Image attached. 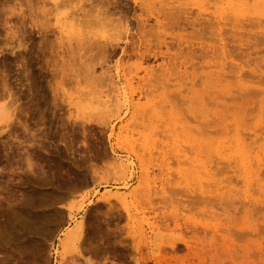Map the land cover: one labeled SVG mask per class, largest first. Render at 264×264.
<instances>
[{"label":"rangeland","instance_id":"obj_1","mask_svg":"<svg viewBox=\"0 0 264 264\" xmlns=\"http://www.w3.org/2000/svg\"><path fill=\"white\" fill-rule=\"evenodd\" d=\"M7 1L0 0V78L6 74L16 95L18 88H25L17 80V74L21 79L24 73L16 60L23 52L27 63L33 59L28 63L30 73L37 69L36 74L42 75L38 94L46 98L40 104L52 109L47 111L52 119L47 115V121L39 124L45 135L38 133L42 135L38 143L29 136L16 138L17 124L15 137H0V219H11L17 204H24L32 194L40 200L55 188L65 193L46 203L44 211L52 216V226L46 234L35 233V240L46 244L36 264H211L215 253L218 264H264V0H136L135 4L116 0L117 7H106L116 14L111 11L106 16H98L105 9L101 4L97 8L93 0H15L17 10H11ZM26 1L32 3L28 2L32 15ZM92 7L97 9L94 22L81 16L82 25H74L76 14H92ZM164 10L168 15L175 11L171 17L180 14L178 22L187 17L191 24L174 26L173 18L159 15ZM151 11H160L159 16ZM164 18L173 27H159L164 25L161 22L166 26ZM136 20L145 22V29ZM122 23L133 25L128 28L132 31L127 32ZM39 27L38 34L34 30ZM142 33L150 42L145 36L139 38ZM109 44L115 47L108 52L112 56H103L101 50ZM87 45L97 51L101 47L100 53L94 52L103 57L87 51L92 50ZM100 70L105 76H119L116 83L103 79L101 87L94 80L93 84L90 79L95 73V78L99 73L100 77ZM82 90L86 96H80ZM107 100L111 101L105 105ZM113 103L116 107L109 106ZM35 160L44 164L45 176L43 169L28 166ZM51 167H55L52 173L69 170L64 175L67 188L57 187L58 174H52ZM103 197L110 199L109 204L96 202ZM34 210L39 217L45 213L40 207ZM68 211L73 215L70 223ZM82 218L87 243L77 249L61 246L57 229H69ZM223 249H229L236 260Z\"/></svg>","mask_w":264,"mask_h":264},{"label":"bare ground","instance_id":"obj_2","mask_svg":"<svg viewBox=\"0 0 264 264\" xmlns=\"http://www.w3.org/2000/svg\"><path fill=\"white\" fill-rule=\"evenodd\" d=\"M15 0H9V1H7V2H11L12 3V7H11V10H17L16 9V3L14 2ZM29 1H31V0H29ZM28 1V2H29ZM69 1V0H68ZM94 2V4H96L97 6V8H100L101 6V9L102 8H104L105 9V11L104 10H102V12H99L98 11V16H106V15H111V14H113V13H110L112 10H107L106 9V7L107 8H109L110 6L111 7H114L115 8V6H114V4H113V2H116V0H93ZM133 0H131V2H132ZM27 2V1H26ZM27 2V4L29 5V7L28 8H30L28 11L30 12L31 11V15H32V6L30 7V4L29 3H31V2H29L28 3ZM92 2V1H91ZM121 2H123V1H121ZM126 3H127V0L125 1ZM129 2V1H128ZM135 2H136V0H134L133 1V4H135ZM125 3V4H126ZM130 3V2H129ZM128 3V4H129ZM139 3V2H138ZM32 4V3H31ZM90 4H92V3H90ZM93 4V5H94ZM98 4L100 5L101 4V6H98ZM112 4H113V6H112ZM116 4V3H115ZM119 4V3H118ZM124 3L122 4L123 6L125 5ZM128 4H126V5H128ZM131 4V3H130ZM137 4V3H136ZM148 4V3H147ZM8 5H10V4H8ZM7 5V6H8ZM121 5V4H120ZM138 5V4H137ZM140 5V4H139ZM145 5V4H144ZM143 4L141 5V6H144ZM151 5V4H150ZM149 5V6H150ZM16 6V7H15ZM105 6V7H104ZM117 7V6H116ZM118 7H120V6H118ZM147 7V5H145V8ZM163 7V6H162ZM19 8V7H18ZM93 8V7H92ZM91 8V9H92ZM101 9H100V11H101ZM112 9V8H111ZM120 9V8H119ZM122 9V8H121ZM125 9V8H124ZM123 9V10H124ZM92 10L94 11L95 10V12H93L92 13ZM91 10V13L93 14H90V13H88L87 15H86V13L84 14L83 12H82V14L83 15H80L79 16V14H76V16H77V18H73V20H71V21H73V23H74V25H78V26H81L82 24H81V21L84 19H82L81 18V16L82 17H86V16H89L90 18H88V17H86V21L89 19V20H91V23L92 22H94V19L96 18V12H97V9H92ZM118 9H116V11H117ZM161 10V9H160ZM79 11V10H78ZM114 11V14H116V12H115V9L113 10ZM112 11V12H113ZM119 12H120V10H118ZM164 11H166L164 14H162L163 12H160V11H158V12H160L159 13V15L161 14V15H163L164 17H167V16H165V14H167V10H164ZM11 12V11H10ZM17 12V11H16ZM76 12V11H75ZM153 11H151V13H152ZM157 12V13H158ZM168 12H169V10H168ZM184 11H182L181 13L182 14H184L183 13ZM22 13V12H21ZM81 13V12H80ZM99 13H102V14H99ZM118 13V12H117ZM151 13L149 14L151 17H152V15H151ZM153 13H155V14H157L156 13V11L155 12H153ZM152 13V14H153ZM170 14L169 15H171L172 13L174 14L175 13V11H170L169 12ZM94 14L96 15V16H94ZM103 14H106V15H103ZM154 14V15H155ZM31 15H30V17H31ZM92 17H91V16ZM118 16H119V14H117ZM121 15V14H120ZM122 15H123V12H122ZM126 15V14H125ZM129 15V14H128ZM128 15H126V16H128ZM134 15V14H133ZM132 15V16H133ZM137 15V14H136ZM136 15H134V16H136ZM139 15V14H138ZM140 15H142V14H140ZM148 14H147V17L149 16ZM158 14H157V16H159ZM168 15V14H167ZM168 15V16H169ZM180 15V14H179ZM179 15H174L173 17H171V16H169V18L171 19V18H173V21H177L178 20V18H180L181 17V15H180V17H178ZM28 17H29V15H27ZM72 16H75L74 14L72 15ZM71 16V17H72ZM145 16H146V13H145ZM145 16H143V18L145 17ZM149 16V17H150ZM156 16V15H155ZM156 16V17H157ZM163 16H161V17H163ZM184 17L183 18H185V15H183ZM224 16V15H223ZM120 17V16H119ZM119 17H117V19L119 18ZM122 18H123V16H121ZM129 17H130V15H129ZM142 16H140V17H136V18H141ZM225 17V16H224ZM92 18H94L93 19V21H92ZM121 18V19H122ZM127 18V17H126ZM132 18V17H131ZM135 17H134V19H136ZM153 18V17H152ZM174 18H176V20H174ZM182 18V19H183ZM69 19H71V18H69ZM120 19V18H119ZM118 19V20H119ZM127 19H129V18H127ZM133 19V18H132ZM142 19V18H141ZM145 19H146V17H145ZM148 19V18H147ZM165 19V22H166V20H168L167 18H164ZM169 19V20H170ZM181 19V18H180ZM186 20L188 19L187 17L185 18ZM88 20V22H90ZM168 20V21H169ZM172 20V19H171ZM186 20H183V21H181V20H179V22H184V21H186ZM194 20V19H193ZM228 21L230 20L231 21V19L229 18V19H227ZM238 20V19H237ZM85 21V20H84ZM84 21H83V23H84ZM121 21H123V20H121ZM125 21H127V20H125ZM142 21H143V19H142ZM146 21V20H145ZM148 21V20H147ZM146 21V23H148ZM168 21L166 22V26H165V23L164 22H161V23H163L164 25H162V24H160L159 25V27L160 26H164V28H166L167 29V27H169V25L170 26H172L171 24H169V23H172L171 21H169V23H168ZM198 21V20H197ZM76 22H78L77 24H76ZM120 22V21H119ZM129 22V21H128ZM131 22V24H132V21H130ZM136 22H137V20H136ZM140 22L141 21H139V22H137V23H139V26H141L142 28H144L145 29V27H143L144 25H145V22L143 23V25L142 24H140ZM178 21L177 22H174L173 23V25L175 26V24L177 25V27H180V23H179ZM188 22H189V20H188ZM177 23H179V24H177ZM186 23H187V21H186ZM185 23V24H186ZM190 24H191V22H189ZM189 23H187V24H189ZM198 23V22H197ZM45 24V23H44ZM119 24V23H118ZM123 25H124V23H122ZM126 25H124L125 27H124V29L125 30H127V32H128V28H130V26H132L133 27V25H131L130 24V26L129 27H127V23H125ZM167 24H169L168 26H167ZM223 24H225L226 25V23L224 22ZM242 24H243V22H242ZM32 26H37L36 24H31ZM40 25V27H41V23L39 24ZM148 25V24H147ZM156 25V24H155ZM182 25H184V23L182 24ZM216 25V24H215ZM230 25V24H229ZM234 25H236V26H238V24H234ZM44 26V25H43ZM42 26V27H43ZM77 26V27H78ZM120 26L122 27V25L120 24ZM137 26V25H136ZM235 26V27H236ZM243 27H245L244 25H242ZM38 28L37 30L35 29L34 31H36L38 34L39 33H41L42 32V30H41V28ZM141 27H137V28H141ZM154 27V26H153ZM153 27H150V29L151 28H153ZM173 27V26H172ZM184 27V26H183ZM183 27H182V29H183ZM218 27H219V25H218ZM220 27H221V25H220ZM220 27H219V29H220ZM234 27V26H233ZM36 28V27H35ZM163 28V27H162ZM161 28V29H162ZM170 28V27H169ZM185 28V27H184ZM222 28V27H221ZM237 28V27H236ZM121 29H123V27L121 28ZM143 29V30H144ZM165 29V30H166ZM219 29H217V30H219ZM117 29H115V31H116ZM124 30V31H125ZM131 30V29H130ZM129 30V31H130ZM136 31H137V29H135ZM140 30H142V29H140ZM152 31L154 30H157L156 29V27H155V29H151ZM120 31H122V30H120ZM119 31V33L118 34H120L121 36H122V34H121V32ZM132 31V30H131ZM130 31V32H131ZM146 33H149L150 31H149V28L147 29V27H146ZM151 31V32H152ZM240 31V30H239ZM141 32H143V31H141ZM122 33H123V31H122ZM138 33H139V31H138ZM144 33V32H143ZM142 33V34H143ZM160 33H161V31H160ZM117 34V33H116ZM117 34V35H118ZM140 34V33H139ZM145 34V33H144ZM143 34V36H139V38L140 37H146V40H147V34L146 35H144ZM43 36H44V34H42ZM126 35V34H125ZM130 35V34H129ZM141 35V34H140ZM155 35V34H154ZM113 36H114V34H113ZM131 36L132 35H130V38H131ZM41 37V36H40ZM114 37H118L119 38V36H114ZM122 37H124V36H122ZM122 37H121V39H122ZM134 37V36H133ZM150 37V36H149ZM44 38V37H43ZM43 38H42V41H45V40H47L48 39V36H47V39H46V37H45V39L43 40ZM125 38H127V36L125 37ZM135 38V37H134ZM141 38V39H142ZM133 39V38H132ZM145 39V38H144ZM143 39V41H146V40H144ZM90 40V39H89ZM88 40V41H89ZM115 40V39H114ZM124 40V39H123ZM122 40V41H123ZM130 40V39H129ZM134 40V39H133ZM162 40V39H161ZM160 40V41H161ZM110 41V40H109ZM112 41V40H111ZM118 41H120V39L118 40ZM124 41H128L127 39L126 40H124ZM135 41V40H134ZM137 41V40H136ZM148 41V40H147ZM159 41V42H160ZM148 42H150V41H148ZM147 42V43H148ZM159 42H157V43H159ZM105 43V42H104ZM108 43V42H107ZM112 43H114V41H112L111 42V44ZM123 43V42H122ZM126 43V42H125ZM136 43V42H135ZM142 43V42H141ZM146 43V42H145ZM145 43H143V46H145V47H147L146 45L147 44H145ZM151 43H152V41H151ZM89 44H91L92 45V41H91V43H90V41H89ZM93 44H95L94 46H96V43L95 42H93ZM106 44V43H105ZM117 44V43H116ZM132 44V43H131ZM130 44V45H131ZM137 44V43H136ZM150 44V43H149ZM154 44V43H153ZM167 44V43H166ZM91 45H87V46H89V47H87V48H90L91 47ZM115 45V44H114ZM118 45V44H117ZM159 45V44H158ZM157 45V46H158ZM163 45V44H162ZM181 45V44H180ZM94 46L93 47H91L90 49H92V48H94ZM99 46H101V45H99ZM110 46V44L109 45H105V46H103V49L101 50V54L103 55V54H107L108 52H110V53H112L113 51H114V49H115V47H109ZM120 46V45H119ZM129 46V45H128ZM142 46V47H143ZM154 46H156V44L154 45ZM153 46V47H154ZM166 47H167V45H165ZM22 47H23V49L25 50V46H21V49H22ZM40 47V46H39ZM117 47V46H116ZM141 47V48H142ZM149 47V46H148ZM148 47H147V49H148ZM13 48V47H12ZM96 48H97V46H96ZM99 48V51H100V48L101 47H98ZM121 49H122V47H120ZM124 48V47H123ZM129 48H131V47H129ZM133 48V47H132ZM150 48H151V45H150ZM156 48V47H155ZM14 49V48H13ZM19 49V48H18ZM42 49H43V47H42ZM41 49V47H40V50H42ZM120 49V50H121ZM144 49V48H143ZM147 49H145V51L147 50ZM156 49H160V47H157ZM237 49H239V48H237ZM236 49V50H237ZM2 50V49H1ZM28 50H31L30 48L29 49H27V51ZM38 50V49H37ZM40 50H39V53H40ZM44 50H45V48H44ZM93 50V49H92ZM87 50V51H91V52H94V51H96V52H99V51H97V50ZM120 50L118 51V52H120ZM129 50V49H128ZM133 50H134V48H133ZM132 50V51H133ZM141 50V51H140ZM139 51L140 52H142L143 50L142 49H140ZM150 50V49H149ZM227 50V49H226ZM226 50H224L225 52H226ZM240 50V49H239ZM14 52V50H11V52ZM23 51V50H22ZM21 51V52H22ZM45 51H47V50H45ZM45 51H41L42 53H43V55L45 54L46 55V52ZM130 52H131V49L129 50ZM135 51V50H134ZM220 51V50H219ZM31 52V51H30ZM29 51H28V53L29 54H31ZM35 51H33V53H34ZM38 52V51H37ZM45 52V53H44ZM104 52V53H103ZM129 52V53H130ZM146 52H148V50L146 51ZM229 53H230V51H228ZM239 52V51H238ZM238 52H234V54L236 55V53H238ZM15 53V52H14ZM24 53V52H23ZM23 53H21V54H23ZM32 53V54H33ZM42 53H40V55L41 56H43L42 55ZM100 53V52H99ZM99 53H95L94 52V55L95 54H97V56H102V55H98ZM110 53H108L109 55H110ZM117 53V52H116ZM124 53V52H123ZM134 53V52H133ZM132 53V54H133ZM137 53V52H136ZM142 53H144L145 54V52H142ZM141 53V54H142ZM152 53V52H151ZM166 53V52H165ZM20 54V56H21V59L19 58V59H17L16 61H18V64H17V66H19L20 68H18V69H21V73H24L23 74V77L20 79V77H18L19 76V74H17V80L19 81V85L22 87H25L24 89H22L21 88V90H20V88H18L19 90H17V93H16V95H15V91L13 92L12 90H11V87L12 86H9V84H8V82H7V76H6V74H3V76L0 78V137H2V136H4V135H8V136H13L12 134L14 133V131H15V128H16V124H17V137L16 138H20V137H23V138H28L27 136H29V138L28 139H33V141L34 142H36V140L37 139H40V138H42V135L44 134L45 135V133H42V129L44 128H42L41 126V129L39 128V124L42 122V120L45 118V120H46V116L48 115L47 114V111H50V109L48 110V107H42V106H44V105H42V104H40L41 102H40V99H42V100H44L46 97V95L44 96V94H41V96H40V94H38V91H41L38 87H39V82H40V80H41V76L42 75H38V74H36V72H37V69H36V72L34 73V74H36L38 77H32L31 76V73H30V69H29V67H31V66H28V63H30L31 61H34L33 59H31V61L30 62H28L27 63V59H26V61H25V58H26V56L24 57V56H22ZM36 53H34V55H35ZM38 54V53H37ZM107 54V56H109ZM119 54H121V52L119 53ZM127 54V53H126ZM132 54H129V55H132ZM138 54V53H137ZM140 54V55H141ZM153 54V53H152ZM157 55L159 54V53H156ZM155 54V55H156ZM206 54H207V52H206ZM217 54H219V53H217ZM230 54H232V53H230ZM229 54V55H230ZM16 55V54H15ZM39 55V54H38ZM40 55H39V57H40ZM125 55V54H124ZM128 55V56H129ZM162 55V54H161ZM164 55V54H163ZM19 56V57H20ZM32 56V55H31ZM104 56V55H103ZM102 56V57H103ZM112 55H110V57H111ZM114 56V55H113ZM122 56V55H121ZM127 56V57H128ZM145 56V55H144ZM246 56H247V54H246ZM18 57V56H17ZM35 57H37V55L35 56ZM133 57V56H132ZM220 57H221V55H220ZM224 57V56H223ZM32 58V57H31ZM38 58V57H37ZM44 58V57H43ZM50 58V56L48 57V59ZM52 58V57H51ZM50 58V59H51ZM130 58V57H129ZM157 58V57H156ZM233 58V57H232ZM231 58V60H233ZM40 59H42V58H40ZM39 59V60H40ZM142 59H144V58H142ZM147 59V58H146ZM29 61V60H28ZM40 61H42V60H40ZM48 61H50V60H48ZM52 61V60H51ZM50 61V62H51ZM20 62V63H19ZM50 62H48L49 64H50ZM108 62V61H107ZM35 63H36V65H35ZM35 63H33L34 65H35V68H37L38 66H37V62H35ZM103 60H102V65H103ZM141 63H142V61H141ZM31 64V63H30ZM51 64H52V62H51ZM139 64H140V61H139ZM39 65V64H38ZM41 65V64H40ZM48 65V64H47ZM105 65V64H104ZM43 66V65H42ZM49 66V65H48ZM51 66L52 65H50L49 66V68H51ZM91 66V67H90ZM89 66V68L87 67L86 69H87V71H88V73H89V71L91 72L92 71V65H90ZM33 67V66H32ZM233 67H235V66H233ZM239 68L240 66H236L235 68ZM42 68V67H41ZM103 68V67H102ZM104 68H106L105 70H107V71H105L104 69V71L105 72H108L109 70L107 69V66L106 67H104ZM237 68V69H238ZM17 69V70H18ZM33 69V68H32ZM52 69V68H51ZM86 69H85V71H86ZM89 69H91V70H89ZM240 69V68H239ZM4 71H5V69H3ZM42 70H44V68L42 69ZM103 70L101 71H99V72H102V74H103ZM151 70H152V68H151ZM50 71H53V70H50ZM87 71H86V73H87ZM93 71H94V67H93ZM19 72V71H18ZM32 72V71H31ZM42 72V71H41ZM41 72H39L38 71V73H41ZM236 72H238V70L236 71ZM5 73V72H4ZM47 73V72H46ZM45 73V74H46ZM93 74L95 73V72H92ZM116 73V72H115ZM44 74V73H43ZM49 74V73H48ZM52 74V73H51ZM100 74V73H99ZM99 74H97V76H96V78L94 77L95 75H96V73H95V75L92 77V74L90 75V74H87V75H89V76H87V77H92V79H90V80H92L91 82H93V80L95 81V85L97 84V83H99L100 84V86L99 87H101L102 85V82L104 83V82H106V81H110V83L111 84H114V83H116L115 82V79L117 78V77H119V76H117L116 74V76H114V77H112V76H110L109 74V76H105L104 74V77L103 76H101L100 75V77L98 76ZM22 75V74H21ZM50 75V74H49ZM220 75V74H219ZM218 75V76H219ZM238 75V74H237ZM46 76V75H45ZM39 77H41L40 79H39ZM103 77V78H102ZM122 77V76H121ZM159 76H157V78H158ZM222 77V76H221ZM221 77H218L219 79H221ZM44 78V80H45V77H43ZM52 78H53V75H52ZM98 78H102V80H99ZM123 78V77H122ZM24 79V82L25 83H22V80ZM51 79V78H50ZM96 79V80H95ZM106 79V81H104V80ZM155 79V78H154ZM99 80V81H98ZM120 80V79H119ZM118 80V81H119ZM155 80H159V79H155ZM97 81V82H96ZM153 81V80H152ZM160 81V80H159ZM42 82V81H41ZM43 82H45V81H43ZM46 82H48V80L46 81ZM149 82V81H148ZM156 82V81H155ZM120 83V82H119ZM154 83V82H153ZM157 83V82H156ZM17 84V85H18ZM45 84V83H44ZM47 84V83H46ZM93 84H94V82H93ZM105 84V83H104ZM18 85V86H19ZM43 85V84H42ZM153 85H155V83L153 84ZM47 86V85H46ZM105 86H108V84H106ZM116 86V85H115ZM122 86V85H121ZM124 86V85H123ZM123 86H122V88H123ZM44 87V86H43ZM42 87V88H43ZM97 87H98V85H97ZM99 87H98V90H99ZM125 87V86H124ZM144 87V86H143ZM91 88H93V89H95L96 90V88H94V86L93 87H91ZM107 88H109V87H107ZM121 88V89H122ZM140 88V87H139ZM138 88V89H139ZM39 89V90H38ZM47 89V88H46ZM92 89V90H93ZM112 89V88H111ZM141 89V88H140ZM23 90V91H22ZM91 90V89H90ZM103 90H106V88H104ZM108 90H110V89H108ZM114 90V89H113ZM113 90H112V93H113ZM123 91H124V89H122ZM121 90V91H122ZM142 90V89H141ZM140 90V91H141ZM148 90H149V88H148ZM151 90V89H150ZM42 91H44V92H46V90H42ZM102 91V90H101ZM107 91V90H106ZM111 91V90H110ZM138 91V90H137ZM140 91H138V92H140ZM250 91V90H249ZM55 92V91H54ZM97 92V91H96ZM104 92V91H103ZM134 92H136V91H134ZM247 92H248V90H247ZM247 92H245V93H247ZM253 92V91H252ZM251 92V93H252ZM80 93H82V94H80ZM84 93H86V91H80L79 92V94H80V96L81 95H84ZM108 93V92H107ZM112 93H110V94H112ZM114 93H115V91H114ZM117 93V92H116ZM124 92H122V94H123ZM132 93H133V91H132ZM248 93H250V92H248ZM46 94V93H45ZM48 94V93H47ZM91 94V93H90ZM97 94V93H96ZM99 94V93H98ZM97 94V95H98ZM118 94V93H117ZM130 94V93H129ZM88 95V94H87ZM113 95V94H112ZM123 95H125V94H123ZM244 95V94H243ZM40 98H39V97ZM84 96H86V95H84ZM108 96H110L111 97V95H109V93H108ZM107 96V97H108ZM127 96H128V94H127ZM131 96H132V94H131ZM48 97V96H47ZM53 97V96H52ZM51 97V98H52ZM109 97V98H110ZM242 98L243 96H239V98ZM44 98V99H43ZM49 98V97H48ZM47 98V99H48ZM50 98V99H51ZM105 98V97H104ZM116 98V97H115ZM125 99H126V95H125V97H124ZM46 99V100H47ZM54 99V98H53ZM57 99V98H56ZM81 99V98H80ZM123 99V98H122ZM22 100H26V101H28V103L26 104V103H24V102H22ZM41 100V101H42ZM45 100V101H46ZM52 100V99H51ZM83 100V99H82ZM48 101H49V99H48ZM48 101H46V102H43V103H45L46 105H48L47 104V102ZM88 101V100H87ZM97 101V100H96ZM108 101V100H107ZM106 101V103L107 104H105V105H108L110 102L109 101H111V100H109L108 102ZM121 101V100H120ZM126 101V100H125ZM132 101V100H131ZM16 102H17V106H16ZM20 102V103H19ZM22 102V103H21ZM98 102H99V100H98ZM105 102V100L103 101V103ZM113 102H114V99H113ZM116 102V101H115ZM90 103H93V101L92 102H90ZM90 103H88V104H90ZM123 103H125V102H123ZM132 103V102H131ZM130 103V104H131ZM133 103H135V102H133ZM132 103V104H133ZM87 104V103H86ZM96 104H100V102L99 103H96ZM120 104H122V103H120ZM119 104V105H120ZM45 105V106H46ZM56 105V104H55ZM97 105V106H98ZM104 104H102V105H100V106H103ZM112 105H115L114 103L113 104H111V105H109V106H112ZM118 105V106H119ZM124 105V104H123ZM135 105H136V103H135ZM139 105V104H138ZM52 106V105H51ZM42 107V108H41ZM54 107V106H53ZM115 107H116V105H115ZM123 107V106H122ZM106 108H108L107 106H106ZM119 108V107H118ZM54 109V108H53ZM102 109H103V107H102ZM51 111H52V109H51ZM50 111V112H51ZM55 111V110H54ZM50 115H52V114H50ZM49 116V115H48ZM49 118H50V116H49ZM49 118H47V119H49ZM50 119H52V118H50ZM47 121V120H46ZM46 121H44V123L46 122ZM49 122V121H48ZM48 122H46V125H47V123ZM43 123V122H42ZM42 123H41V125H42ZM52 123V122H51ZM44 125V124H43ZM45 125V126H46ZM51 125V124H50ZM34 126V127H33ZM52 126H50L49 128H51ZM47 128V127H46ZM49 128H47V130H50ZM45 129V128H44ZM42 130V131H41ZM47 130H45L46 131V135L48 134L47 133ZM110 130L111 131H113V127H111L110 128ZM39 131V132H38ZM52 131V130H51ZM41 132V134L42 135H39L38 133H40ZM49 132V131H48ZM38 134V135H37ZM14 135H16L15 133H14ZM111 136V132H110V134H109V137ZM13 137H15V136H13ZM45 137V136H44ZM48 137H49V134H48ZM20 140V139H19ZM18 140V141H19ZM21 140H24V139H21ZM25 140H27V139H25ZM29 141V140H28ZM238 141H241L242 142V140H238ZM22 143H23V141H21ZM21 142H19V143H21ZM34 142H32V144H36L37 145V143H38V140H37V143H34ZM18 143V144H19ZM30 144H31V142H29ZM40 144V143H39ZM20 145H23V144H20ZM23 146H25V145H23ZM17 147H19V146H17ZM21 147V146H20ZM41 147V146H40ZM43 147V146H42ZM241 147H242V149H243V145H241ZM25 148H27V147H24V149ZM31 148V147H30ZM245 148V147H244ZM17 149H19V148H17ZM40 149V148H39ZM46 151H47V149H45ZM245 150V149H244ZM20 151V150H19ZM27 151V150H26ZM38 151V150H37ZM242 151V150H241ZM48 152V151H47ZM247 152V151H246ZM245 152V153H246ZM112 153L114 154V152L112 151ZM241 153V152H240ZM244 153V154H245ZM17 158L19 157V155H20V153L19 152H17ZM27 155V154H26ZM22 156V155H21ZM39 155H37L36 157H38ZM48 156H50V155H48ZM246 156H247V154H246ZM40 157V156H39ZM240 157H242V156H240ZM256 157V156H255ZM22 157H19V159H20V161L22 160L21 159ZM28 158V157H27ZM26 158V159H27ZM18 159V160H19ZM35 159H37V158H35ZM116 159V158H115ZM245 159V158H244ZM248 159V158H247ZM251 159V158H250ZM257 159V158H256ZM18 160H17V162H18ZM38 160V159H37ZM40 160V159H39ZM117 160V159H116ZM115 160V161H116ZM260 160V159H259ZM36 161V160H35ZM251 161V160H250ZM261 161V160H260ZM242 162V161H241ZM33 163H34V165H33ZM33 163H28V166L29 167H31V168H35V169H37V168H39V169H43L42 168V165H44V164H39L37 161H36V163L33 161ZM49 164V163H48ZM53 164V163H52ZM55 165V164H54ZM54 165H52V166H54ZM247 165V164H246ZM251 165V164H250ZM249 165V166H250ZM49 166H51V165H49ZM48 166V167H49ZM92 166H94V164L92 165ZM91 166V167H92ZM244 166V165H243ZM56 167H57V165H56ZM64 167V165L63 166H61V168H63ZM52 168H54L55 169V167H51V173H52ZM65 169V168H64ZM69 169V168H68ZM50 170V169H49ZM49 170H47L46 172L48 173V171ZM94 170V169H93ZM44 173H42L43 175L42 176H45L44 174H45V170L43 169L42 170ZM41 171V172H42ZM64 171V170H63ZM61 171V172H57V170H53V173H56V174H58V178H59V180L57 181L58 182V184H57V187L59 188V187H62L63 185V187H65L66 185L65 184H67L68 182H69V180L67 179V177L65 178V176L64 175H67L68 174V172H69V170H66V171ZM96 171H92V174L93 173H95ZM52 173V174H53ZM72 173V172H71ZM74 173V172H73ZM72 173V174H73ZM55 174V175H56ZM70 174V173H69ZM75 174V173H74ZM73 174V175H74ZM253 174V173H252ZM252 174H251V176H252ZM76 175V174H75ZM57 176V175H56ZM76 177V176H75ZM75 177H73V178H75ZM250 177V176H249ZM45 178V177H44ZM46 178H47V176H46ZM45 178V179H46ZM71 179V178H70ZM73 180V179H72ZM249 180V179H248ZM47 181H49V180H47ZM54 182V181H53ZM52 181H49V184H52L53 183ZM248 182V181H247ZM75 184V183H74ZM67 186H69V184L67 185ZM67 186H66V188H67ZM72 186V185H71ZM66 188L64 189V190H66ZM63 189V188H62ZM58 189L57 188H55V190L54 191H51V192H45V194L40 198V200L39 199H37V196H35L34 197V195L32 194L31 195V197H29L28 198V200L24 203V204H22L21 205V203L18 205L17 204V208H15L16 210H14L13 209V217L11 218V219H4V220H1L0 219V264H36V261L38 260V259H41V251H43V249L45 248V245L44 244H42V243H40V242H38L37 240H35V233L37 234V233H42V234H46V232H48L49 230H50V228H51V226H52V216H50L49 214H47L46 212H48V211H44L45 210V208H46V206H47V201H49L50 199L52 200V199H54L55 197H57V195H61V193L62 192H59V191H57ZM63 194V193H62ZM65 194V193H64ZM63 194V195H64ZM119 199V198H118ZM123 199V198H122ZM20 200V199H19ZM39 203H38V202ZM98 201H100V203H101V201L102 202H104L105 204L106 203H108L109 201H110V199L109 198H107V197H103V198H101L100 200H97L96 202H98ZM119 200H117V202H118ZM92 202H90V203H88V205H90ZM96 204V203H95ZM109 204V203H108ZM107 204V205H108ZM125 204V203H124ZM21 206H24V207H21ZM109 206V205H108ZM122 206H124V205H122ZM36 207H40V211H43V212H45V213H43V214H41V212H40V214L39 215H42V216H37L36 215V210H34ZM125 209H126V211L128 212V209L126 208V204H125ZM124 209V210H125ZM109 210H110V208H109ZM67 223H70V222H72V219H73V215H72V213L70 212V211H68V213H67ZM84 218V217H83ZM80 219L78 222H76L71 228H66V229H63V230H59L58 231V229H57V232L58 233H60V239H59V244L61 245V246H67V247H74V248H78L79 246L80 247H83L82 245L84 244V243H87V242H85V237H84V235H83V233H85L87 230H85V228H84V226H85V220L84 219ZM60 219H62L61 221H63V216H61V218ZM87 220V219H86ZM88 222V221H87ZM87 225V227H90V226H88V224H86ZM60 225H58V227H59ZM87 229V228H86ZM85 231V232H84ZM214 237V236H213ZM87 238V237H86ZM220 240V239H219ZM88 241V240H87ZM47 243V245L49 244L48 242H46ZM86 245V244H85ZM84 245V246H85ZM50 246V245H49ZM221 247H222V245H221ZM225 247V246H224ZM224 247H222V248H224ZM227 247V246H226ZM226 247H225V249H226ZM230 247V246H229ZM188 248V247H187ZM197 248V247H196ZM195 248V249H196ZM84 249V248H83ZM93 249V248H92ZM91 249V250H92ZM225 249H223V250H225ZM230 249H231V247H230ZM89 250V249H88ZM95 250H97L96 248H95ZM189 250H192L191 248L189 249ZM189 250H188V252H189ZM229 250V249H228ZM228 250H225L224 251V253H226V251H228ZM80 251V250H79ZM98 251V250H97ZM97 251H94L93 250V253L94 252H97ZM196 252H197V250H195ZM199 251V250H198ZM201 251V250H200ZM199 251V252H200ZM216 251V250H215ZM81 252V251H80ZM88 252H90V251H88ZM92 252V251H91ZM194 252V251H193ZM229 253H232V252H230V250H229ZM197 254V253H196ZM195 254V255H196ZM210 254H212V253H210ZM210 254H207L208 255V258H209V255ZM216 254V253H215ZM215 254L213 255L214 257H216V259L215 260H210V262H211V264H218V262L216 263V260H218V255L217 256H215ZM194 255V256H195ZM212 255H210L211 257L210 258H212ZM226 255H227V253H226ZM232 256H233V253L231 254ZM188 256V255H187ZM186 256V257H187ZM199 256H201V255H199ZM204 256V255H203ZM185 257V258H186ZM190 257V256H189ZM191 257H192V255H191ZM196 257H198L197 255H196ZM202 257V256H201ZM205 257H206V255H205ZM214 257L212 258V259H214ZM227 257H228V255H227ZM195 258V257H194ZM193 258V259H194ZM200 258V257H199ZM207 258V257H206ZM206 258H204V259H206ZM187 260V259H186ZM185 260V261H186ZM195 260V259H194ZM199 260H201V259H199ZM202 260H203V257H202ZM221 259H220V256H219V261H220ZM232 260H236L235 258H234V256H233V259ZM183 261V260H182ZM189 261V260H188ZM215 263H214V262ZM221 262V261H220ZM219 262V263H220ZM236 262V261H235ZM194 263V262H193ZM196 263V262H195ZM199 263V262H198ZM201 263V262H200ZM231 263V262H230ZM187 264V263H186ZM190 264V263H189ZM191 264H192V262H191ZM221 264V263H220ZM233 264V263H232Z\"/></svg>","mask_w":264,"mask_h":264}]
</instances>
